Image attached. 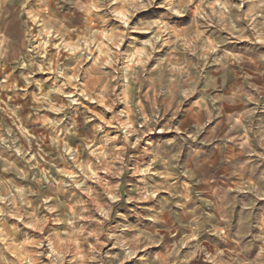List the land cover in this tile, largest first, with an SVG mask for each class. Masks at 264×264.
<instances>
[{"label":"rangeland","instance_id":"1","mask_svg":"<svg viewBox=\"0 0 264 264\" xmlns=\"http://www.w3.org/2000/svg\"><path fill=\"white\" fill-rule=\"evenodd\" d=\"M0 264H264V0H0Z\"/></svg>","mask_w":264,"mask_h":264},{"label":"clouds","instance_id":"2","mask_svg":"<svg viewBox=\"0 0 264 264\" xmlns=\"http://www.w3.org/2000/svg\"><path fill=\"white\" fill-rule=\"evenodd\" d=\"M147 22L150 23L152 27L162 28L168 23V18L166 14H161V16H159L154 23L151 21Z\"/></svg>","mask_w":264,"mask_h":264}]
</instances>
